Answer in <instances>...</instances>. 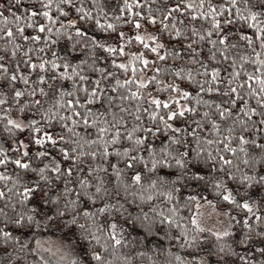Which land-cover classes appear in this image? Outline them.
<instances>
[{
	"label": "snow or ice",
	"instance_id": "obj_1",
	"mask_svg": "<svg viewBox=\"0 0 264 264\" xmlns=\"http://www.w3.org/2000/svg\"><path fill=\"white\" fill-rule=\"evenodd\" d=\"M0 40V264H264V0H0Z\"/></svg>",
	"mask_w": 264,
	"mask_h": 264
},
{
	"label": "trees",
	"instance_id": "obj_2",
	"mask_svg": "<svg viewBox=\"0 0 264 264\" xmlns=\"http://www.w3.org/2000/svg\"><path fill=\"white\" fill-rule=\"evenodd\" d=\"M3 2L6 3L7 0H3ZM5 14H7V13L5 12ZM144 24H145V25L148 27V29H150V30H151L153 27H157V28L159 27L158 24H157V25H152V24H150V22H148V21H146V20L144 21ZM13 27H14V26H13ZM124 27H125V30L131 28L130 25H128V26H124ZM29 31H30V30H29ZM26 34H27V33H26ZM2 43H3V41L0 40V44H2ZM133 49L135 50V45L133 46ZM0 55H4V51H3V49H0ZM195 210H196V209H195V207L193 206V207H192V211H195ZM183 214L187 216V215H188L187 210H184V211H183Z\"/></svg>",
	"mask_w": 264,
	"mask_h": 264
},
{
	"label": "rangeland",
	"instance_id": "obj_3",
	"mask_svg": "<svg viewBox=\"0 0 264 264\" xmlns=\"http://www.w3.org/2000/svg\"><path fill=\"white\" fill-rule=\"evenodd\" d=\"M126 30H130V29H126ZM201 211L204 213L205 217L207 218L208 226H210L212 223L215 222L216 216L214 214L209 215L211 213V209L210 208L204 207L203 209H201Z\"/></svg>",
	"mask_w": 264,
	"mask_h": 264
}]
</instances>
